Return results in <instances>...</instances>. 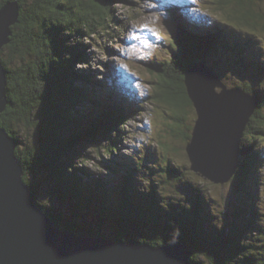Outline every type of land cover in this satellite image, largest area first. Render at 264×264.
<instances>
[{"label":"trees","instance_id":"trees-1","mask_svg":"<svg viewBox=\"0 0 264 264\" xmlns=\"http://www.w3.org/2000/svg\"><path fill=\"white\" fill-rule=\"evenodd\" d=\"M11 1H17L20 9L18 22L11 27L10 42L0 52L7 72L8 99L0 115V127L17 142L15 156L23 169V181L35 193L36 200L38 189L28 177L35 172H46L54 179L63 202L74 201L76 208L93 211L98 217V227H93L79 220L75 211L68 215L52 213L37 201L55 227L79 236L136 242L154 248L184 244L189 249L191 264H264V249L256 250L238 230L237 213L233 212L231 224L225 221L221 226L208 225L201 189L190 187L188 204L171 200L152 186L151 189L134 186V175L139 168L131 169L122 160L107 166L113 175L108 182L114 185V190H109L99 175L90 178L91 173L84 166L87 156L78 152L81 145L103 140L108 144L106 152L114 156L124 136L122 126L140 113L139 103L128 104L126 113L121 106L110 103L106 83L97 81L87 70L75 69V65L90 63L85 54L89 44H84L83 39L95 42L103 35L121 42L126 26L138 18L130 9L118 21L113 12L116 4L127 7L128 1L0 0V8ZM230 2L215 0L207 4H215L216 11H222ZM175 6L169 3L168 16L162 17L163 29L159 31V37L168 43L169 62L158 67L151 64L149 68L156 85L151 100L169 105L174 110L172 119L182 124L180 111L192 108L183 85L186 66L194 60L206 64L205 59L218 53L238 62L242 51L237 49L240 43L236 41L234 28L238 24L255 27L257 23L250 24L254 18L251 9L239 11L236 16L226 15L222 20L213 9L196 18ZM102 49L110 51L105 46ZM3 51L8 53L7 60L2 58ZM19 59L22 61L12 66ZM262 70L260 66L256 73L251 72L261 77ZM75 80L82 86L73 87ZM241 89L255 95L258 105L241 140L240 166L231 180L235 192L249 194L256 191L257 182L255 174L246 172L253 169L264 149V95L250 86ZM85 103L95 112L89 121H84L78 111ZM20 127L34 132L32 143L18 140ZM189 138L184 135L185 142ZM79 171L91 182L78 178ZM245 185L246 191L241 189ZM257 232L264 234L261 230Z\"/></svg>","mask_w":264,"mask_h":264},{"label":"rangeland","instance_id":"rangeland-1","mask_svg":"<svg viewBox=\"0 0 264 264\" xmlns=\"http://www.w3.org/2000/svg\"><path fill=\"white\" fill-rule=\"evenodd\" d=\"M127 1V7L122 3L115 5L113 12L115 19L123 20V14L130 9H132L130 13L138 19L126 26L127 30L120 38L121 42L116 39L114 42L113 39L110 40L109 37L103 35L95 42L83 39L84 44H89L85 54L90 63L89 66L75 65V69L87 70L94 75L97 81L106 83L111 95L110 103L121 106L126 113L128 104L139 103L140 113L135 116V119L122 126L121 132L124 136L114 156L106 152L108 144L103 140L96 144L83 143L81 145L82 148L78 152L87 156L84 166L91 173L90 178L99 175L107 188L114 190V185L108 182L113 175L107 166L114 164L115 160H122L131 169L139 168L134 175V186L144 189L152 186L171 200H180L188 204L192 194L190 187L201 189L205 197L203 214L208 225L221 226L225 221L231 224L232 215L237 213L236 226L243 232V239L262 252L264 234H258L257 231H264V149H262L259 160L253 165V169L246 172L248 175L255 174L254 180L257 185L254 186L256 191L252 193L235 192L232 180L222 186L214 185L192 173L189 170L190 163L185 152L184 135L190 136L196 115L193 108L181 110L180 114L184 119L182 124H176L172 119L174 110L169 105L151 100L156 85L149 65L158 67L159 64L169 62L170 59L168 43L159 37V31L163 29L161 19L168 16L166 8L169 3L172 2L176 5L175 7L181 8V12H186L196 18L206 15L213 9L216 17L222 20L226 15L236 16L239 15L237 13L239 11L251 9L254 18L250 20V24L255 21L257 26L249 27L238 24L237 29L234 28V36L240 43L237 49L242 51L239 52L240 60L235 62L231 56L227 57L224 53H218V56H210L205 60L206 65L221 78L228 89L250 86L259 89V92L264 95V1L231 0L222 11H216L215 4H207L215 0ZM224 26L226 25L220 27ZM103 46L110 51H104ZM7 57V51H3L2 58L7 60ZM27 57L29 56H24L25 59ZM21 61L19 59L12 66H17ZM260 66L261 69L263 68V75L258 77L256 75L259 74L254 73ZM79 86L81 87L82 84L75 80L73 87ZM88 87L91 88L92 85ZM216 92L219 90L217 89ZM262 110H264V101ZM78 111L82 114L80 116L84 121H89L95 114L88 103L83 104ZM32 135L34 132L20 127L17 137L24 144H30L34 141ZM76 163L80 164L77 161ZM167 168H169V173L166 172ZM77 177L91 182V179L87 178L82 171H79ZM28 178L29 182L38 189V203L47 206L48 211L61 212L66 215L75 211L78 213L79 220L98 227V217L93 211L76 208L74 201H62L55 189V181L48 173L35 172ZM243 188L246 191V185L241 187ZM251 212L254 214L249 216ZM247 226L249 229H246ZM105 235H108L107 230H105Z\"/></svg>","mask_w":264,"mask_h":264},{"label":"water","instance_id":"water-1","mask_svg":"<svg viewBox=\"0 0 264 264\" xmlns=\"http://www.w3.org/2000/svg\"><path fill=\"white\" fill-rule=\"evenodd\" d=\"M19 9L17 1L0 8V52L10 42ZM6 75L0 58V115L8 104ZM183 85L196 115L185 146L189 170L222 186L238 172L241 140L258 99L241 88L228 89L200 60L186 66ZM16 147L0 127V264H191L184 244L154 248L57 229L24 183Z\"/></svg>","mask_w":264,"mask_h":264}]
</instances>
